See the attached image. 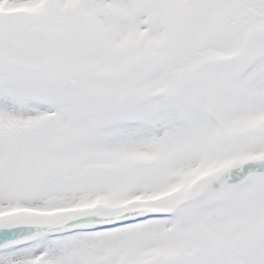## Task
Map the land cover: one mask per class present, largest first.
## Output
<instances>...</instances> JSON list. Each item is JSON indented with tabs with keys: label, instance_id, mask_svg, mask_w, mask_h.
Here are the masks:
<instances>
[{
	"label": "snow or ice",
	"instance_id": "6c2138e0",
	"mask_svg": "<svg viewBox=\"0 0 264 264\" xmlns=\"http://www.w3.org/2000/svg\"><path fill=\"white\" fill-rule=\"evenodd\" d=\"M0 264H264V0H0Z\"/></svg>",
	"mask_w": 264,
	"mask_h": 264
}]
</instances>
